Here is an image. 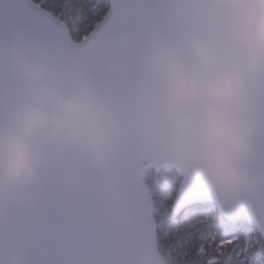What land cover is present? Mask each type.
Segmentation results:
<instances>
[{
  "label": "water",
  "instance_id": "water-1",
  "mask_svg": "<svg viewBox=\"0 0 264 264\" xmlns=\"http://www.w3.org/2000/svg\"><path fill=\"white\" fill-rule=\"evenodd\" d=\"M149 7L143 38L96 49L87 74L62 66L47 48L13 45L0 83V131L15 133L28 108H53L59 99L83 101L71 136L39 130L29 142L30 171L12 180L9 152L0 145V264H112L74 228L85 218L118 216L132 202L143 230L131 253L115 264H168L158 243L154 201L145 178L173 168L182 182L173 213L211 202L223 215L264 228V72L249 77L241 95L242 142L225 173H214L198 153L176 146L185 104L170 101V70L192 59L191 42L209 35L235 45L264 15V0H143ZM95 41L85 45L87 54ZM130 53L129 62L123 55ZM236 54L238 48L233 47ZM55 206L68 224L25 229L8 243L13 213L31 216Z\"/></svg>",
  "mask_w": 264,
  "mask_h": 264
},
{
  "label": "snow or ice",
  "instance_id": "snow-or-ice-1",
  "mask_svg": "<svg viewBox=\"0 0 264 264\" xmlns=\"http://www.w3.org/2000/svg\"><path fill=\"white\" fill-rule=\"evenodd\" d=\"M148 7L143 0H0V83L13 79L6 53L19 44L43 46L62 66L87 74L88 57L96 49H116L122 40L143 38ZM93 40L86 54L83 48ZM123 55L132 61L130 53ZM41 224L64 227L68 217L55 206L31 216L13 213L6 242H14L25 229L38 231ZM156 227L179 241L177 256L192 264H264V228L247 218H229L196 203L164 223L156 221ZM142 230L141 213L132 202L118 216L109 212L102 221L85 218L74 228L77 239L94 242L112 264L131 253Z\"/></svg>",
  "mask_w": 264,
  "mask_h": 264
},
{
  "label": "clouds",
  "instance_id": "clouds-1",
  "mask_svg": "<svg viewBox=\"0 0 264 264\" xmlns=\"http://www.w3.org/2000/svg\"><path fill=\"white\" fill-rule=\"evenodd\" d=\"M191 51V61L177 63L168 77L170 101L183 102L186 108L178 123L176 146L198 153L214 173L222 174L231 152L242 142L241 95L249 77L264 72V15L242 42L233 45L209 35L194 38ZM82 107L78 98H62L50 109H26L15 133L0 131V145L6 144L9 152L8 178L15 180L30 171L29 142L39 130L73 135V122Z\"/></svg>",
  "mask_w": 264,
  "mask_h": 264
},
{
  "label": "trees",
  "instance_id": "trees-1",
  "mask_svg": "<svg viewBox=\"0 0 264 264\" xmlns=\"http://www.w3.org/2000/svg\"><path fill=\"white\" fill-rule=\"evenodd\" d=\"M181 178L173 169H165L160 173L150 170L146 182L151 189L154 201V217L160 223L166 222L173 216V202L179 189ZM204 207H213L209 203ZM172 226L169 225V228ZM158 243L160 251L168 264H192L191 261L184 260L177 256L175 245L179 242L175 237L169 239L168 232H158Z\"/></svg>",
  "mask_w": 264,
  "mask_h": 264
},
{
  "label": "rangeland",
  "instance_id": "rangeland-1",
  "mask_svg": "<svg viewBox=\"0 0 264 264\" xmlns=\"http://www.w3.org/2000/svg\"><path fill=\"white\" fill-rule=\"evenodd\" d=\"M147 175H148V173H147ZM147 175H146V178H145V182H146V179H147ZM167 263H168V261H167Z\"/></svg>",
  "mask_w": 264,
  "mask_h": 264
},
{
  "label": "bare ground",
  "instance_id": "bare-ground-1",
  "mask_svg": "<svg viewBox=\"0 0 264 264\" xmlns=\"http://www.w3.org/2000/svg\"><path fill=\"white\" fill-rule=\"evenodd\" d=\"M209 203H211V202H208V203H206V204H203V205H207V204H209ZM212 204V203H211Z\"/></svg>",
  "mask_w": 264,
  "mask_h": 264
}]
</instances>
